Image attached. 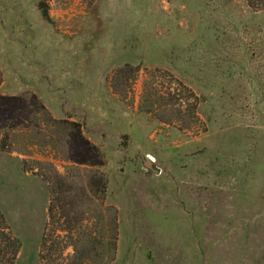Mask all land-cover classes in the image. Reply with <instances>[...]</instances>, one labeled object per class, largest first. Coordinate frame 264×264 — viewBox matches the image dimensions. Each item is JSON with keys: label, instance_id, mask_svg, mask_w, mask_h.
<instances>
[{"label": "rangeland", "instance_id": "374dc122", "mask_svg": "<svg viewBox=\"0 0 264 264\" xmlns=\"http://www.w3.org/2000/svg\"><path fill=\"white\" fill-rule=\"evenodd\" d=\"M0 71L26 104L0 117L14 264H41L46 180L77 165L37 101L103 155L109 264H264V0H0Z\"/></svg>", "mask_w": 264, "mask_h": 264}, {"label": "trees", "instance_id": "16d2710c", "mask_svg": "<svg viewBox=\"0 0 264 264\" xmlns=\"http://www.w3.org/2000/svg\"><path fill=\"white\" fill-rule=\"evenodd\" d=\"M126 68L119 74L126 73ZM37 104L46 122L58 127L64 137L74 135L79 140L75 145L78 154L70 159L77 165L66 170L65 178L54 173L46 180L49 183V203L40 235L39 260L41 264H109L116 252L117 211L103 206L107 181L96 170L104 164L103 155L99 148L85 141L80 124L54 120L39 101ZM17 105H22L19 108L22 109L26 104L21 98L0 96L1 119L3 113L11 116ZM5 136L8 137V133ZM64 141L60 138L62 147L67 148ZM0 146L3 150L6 145L0 141ZM8 230L0 213V264H14L21 248L19 239ZM69 248L71 254L65 255Z\"/></svg>", "mask_w": 264, "mask_h": 264}, {"label": "water", "instance_id": "95a60500", "mask_svg": "<svg viewBox=\"0 0 264 264\" xmlns=\"http://www.w3.org/2000/svg\"><path fill=\"white\" fill-rule=\"evenodd\" d=\"M145 168L148 170H151L153 173L157 174L159 171L152 168V162L148 161L147 164H144Z\"/></svg>", "mask_w": 264, "mask_h": 264}]
</instances>
